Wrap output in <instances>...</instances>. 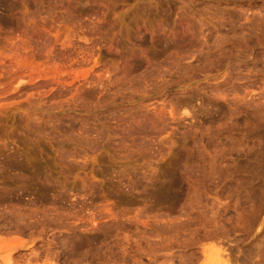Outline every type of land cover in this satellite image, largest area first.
Masks as SVG:
<instances>
[{"label":"rangeland","instance_id":"rangeland-1","mask_svg":"<svg viewBox=\"0 0 264 264\" xmlns=\"http://www.w3.org/2000/svg\"><path fill=\"white\" fill-rule=\"evenodd\" d=\"M262 96L264 0H0V264H264Z\"/></svg>","mask_w":264,"mask_h":264},{"label":"bare ground","instance_id":"bare-ground-1","mask_svg":"<svg viewBox=\"0 0 264 264\" xmlns=\"http://www.w3.org/2000/svg\"><path fill=\"white\" fill-rule=\"evenodd\" d=\"M261 20H262V19H261ZM262 25H263V24H262ZM229 78H230V77H229ZM239 87H240V86H239ZM258 87H259V86H258ZM254 90H255V89H254ZM256 90H257V89H256ZM261 91H262V90H261ZM261 91H260V92H261ZM257 92H258V91H256V92L254 91L253 93H255V94L257 95ZM250 93H252L251 90H250ZM253 93H252V95H253ZM258 93H259V92H258ZM247 94H248V92H247ZM221 95H222V94H221ZM245 96H246V95H245ZM245 96H244V98H246V99H247V97L250 98V96H247V97H245ZM256 97H257V96H256ZM256 97L254 96L253 98H256ZM260 97H261V96H260ZM263 97H264V96H262V98H263ZM241 98H242V97H241ZM244 98H243V99H244ZM249 98H248V99H249ZM251 98H252V96H251ZM246 99H245V100H246ZM248 99H247L246 101L249 102L250 99H249V100H248ZM233 100H234V99H233ZM239 100H240V99H239ZM245 100H244V101H245ZM251 100H252V99H251ZM251 100H250V102H253V101L255 102V100H252V101H251ZM256 101H257V100H256ZM241 102H242V100H241ZM250 102H249V103H250ZM258 103H259V102H258ZM246 104H247V103H246ZM251 104H252V103H251ZM255 105H256V103H255ZM263 108H264V107H263ZM256 109H257V108H256ZM184 111H186V109H184ZM251 111H252V110H251ZM159 112H160V111H159ZM260 112H261V111H260ZM250 113H251V112H250ZM256 114H257V113H256ZM262 114H263V113H262ZM252 117H253V116H252ZM255 123H257V122H255ZM261 125H262V124H261ZM149 126H150V125H149ZM255 126H256V125H255ZM253 127H254V126H253ZM262 127H263V125H262ZM256 129H257V128H256ZM259 135H260V134H259ZM263 136H264V135H263ZM262 138H263V137H262ZM257 142H258V141H257ZM261 142H262V141H261ZM262 143H263V142H262ZM262 145L264 146V144H262ZM253 146H254V145H253ZM263 146H262V147H263ZM263 148H264V147H263ZM247 151H248V150H247ZM254 151H255V150H254ZM260 151H261V150H259V152H260ZM245 152H246V151H245ZM256 152H257V150H256ZM261 153H262V151H261ZM244 154H245V153H244ZM249 154H250V153H249ZM258 154H259V153H258ZM251 155H252V154H251ZM256 155H257V154H256ZM261 155H263V153H262ZM258 156H259V155H258ZM253 157H255V155H254ZM248 158H252V156H251V157L248 156ZM256 158H257V157H256ZM258 158H259V157H258ZM260 158H261V157H260ZM263 158H264V157H263ZM256 160H257V159H256ZM251 162H252V161H251ZM251 165H252V164H251ZM256 165H257V164H256ZM259 165H260V164H259ZM237 167H238V166H237ZM237 167H236V168H237ZM256 167H257V166H256ZM238 168H239V167H238ZM238 168H237V170H239ZM241 168H242V167H241ZM243 168H244V167H243ZM245 168H246V167H245ZM262 168H264V167H262ZM257 170H258V169H257ZM229 171H230V170H229ZM239 171H240V170H239ZM242 171H243V170H242ZM250 171H251V170H250ZM252 171H253V170H252ZM251 173H252V172H251ZM261 173H264V172L262 171ZM261 173H258V174L261 175ZM247 177H248V176H247ZM251 178H252V176H251ZM247 181H248V180H247ZM250 181H251V179H250ZM250 181H249V182H250ZM244 183H245V182H244ZM263 188H264V187H263ZM263 191H264V190H263ZM256 195H257V194H256ZM262 199H263V198H262ZM259 201H260V200H259ZM258 206H259V205H258ZM261 207H262V206H261ZM250 210H251V209H250ZM252 211H253V210H252ZM246 226H247V225H246ZM248 230H249V229H248ZM67 246H68V245H67ZM221 250H222V249H221ZM241 250H242V249H241ZM255 251H256V250H255ZM230 253H231V252H230ZM230 253H229V254H230ZM238 253H239V252H238ZM242 253H243V252H242ZM256 253H257V252H256ZM256 253H255V254H256ZM258 253H259V252H258ZM31 254H32V253H31ZM229 254H228V255H229ZM245 254H246V253H245ZM243 255H244V254H243ZM10 256H11V255H10ZM10 256H9V257H10ZM225 256H226V255H225ZM259 256H260V255H259ZM9 257H7V261H8V258H9ZM246 257H247V256H246ZM246 257H245V255H244L243 260H242L243 264H245V263L247 262V260H248V258H246ZM248 257H249V256H248ZM240 258H241V257H240ZM231 259H232V258H231ZM241 259H242V258H241ZM249 259H250V258H249ZM234 260H235V259H234ZM239 260H240V259H239ZM224 261H225V264H232L231 260H230L228 257H227V259L224 260ZM224 261H223V262H224ZM249 261H250V260H249ZM8 262H9V261H8ZM218 262H219V261H218ZM242 262H241V264H242ZM250 262H251V261H250ZM216 264H217V263H216ZM218 264H219V263H218ZM222 264H223V263H222ZM233 264H234V263H233ZM236 264H237V263H236ZM248 264H249V263H248Z\"/></svg>","mask_w":264,"mask_h":264}]
</instances>
